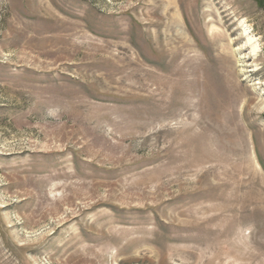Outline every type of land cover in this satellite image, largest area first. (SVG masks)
<instances>
[{
    "label": "rangeland",
    "instance_id": "1",
    "mask_svg": "<svg viewBox=\"0 0 264 264\" xmlns=\"http://www.w3.org/2000/svg\"><path fill=\"white\" fill-rule=\"evenodd\" d=\"M0 264H264V0H0Z\"/></svg>",
    "mask_w": 264,
    "mask_h": 264
},
{
    "label": "bare ground",
    "instance_id": "2",
    "mask_svg": "<svg viewBox=\"0 0 264 264\" xmlns=\"http://www.w3.org/2000/svg\"><path fill=\"white\" fill-rule=\"evenodd\" d=\"M241 36L242 37H244V39L246 40V42H245V45L247 46V47H250L251 48V52H250V54H252V55H250L249 54V56L248 57H250V56H256V53H257V51H258V48H257V45L255 44V41H254V38L251 36V33H250V31L248 30V28H246V27H244L243 29H242V34H241ZM244 48V46H242V47H240L239 49H237V50H235L236 52L237 51H241L242 49ZM248 57H246L245 55L244 56H241L240 58H239V60H240V62L241 63H244L245 61H246V58H248ZM240 66H248V65H240ZM247 72V71H246ZM250 72V71H249Z\"/></svg>",
    "mask_w": 264,
    "mask_h": 264
}]
</instances>
